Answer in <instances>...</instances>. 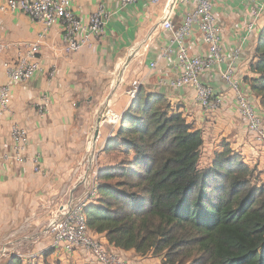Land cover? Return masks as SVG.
<instances>
[{
  "label": "crops",
  "instance_id": "crops-1",
  "mask_svg": "<svg viewBox=\"0 0 264 264\" xmlns=\"http://www.w3.org/2000/svg\"><path fill=\"white\" fill-rule=\"evenodd\" d=\"M173 1L159 0L150 5L138 1L123 6L121 0H72L75 14L85 22L101 6L110 18L102 37L93 38L71 54L63 48L59 25L44 30L42 23L18 11L0 12V35L8 44L6 52L0 55V86L8 81L5 62L16 58L17 48L25 42H40L44 68L29 83L13 88L11 109L0 117V249L9 250V255L0 257V264H9L13 254L38 251L43 253L44 263L102 264L84 249L74 253L54 250L46 229L50 213L74 188L85 187L82 152L89 147L98 155L101 153L97 157L99 169L118 163L105 147L115 138L120 118L132 102L127 91L135 80L148 93L164 94L189 122L203 130L202 163L210 164L215 151L222 150L225 141L234 152H240L247 163L257 166L264 178V146L250 136L237 109L235 93L223 79L227 63L214 65L202 78L223 97L214 114L202 110L195 88L170 84L179 75L177 53L173 50V34L162 28V20L166 7ZM196 4L197 0H189L180 5L176 23H181L186 12L192 11ZM257 7L263 14L250 33L246 26L252 20V10ZM214 11L224 32V52L232 55L234 48L239 47L242 54L236 62L237 71L243 80L254 77L250 66L264 27V0H216ZM187 44L191 53H208L197 30ZM117 69L123 71L126 87L124 82L108 81ZM108 87L112 88L107 94L110 100L103 98V91L101 94V89ZM104 100L109 101V113H116L119 118L112 121L110 117L108 123H103L97 137L98 110ZM94 102L98 104L92 108ZM94 122V138L88 146V138L92 136L87 133L88 127ZM14 125L28 130L30 144L26 163L13 157L11 130ZM37 163L40 170L35 169ZM98 235L110 252L132 264H161L160 257L115 248L104 235Z\"/></svg>",
  "mask_w": 264,
  "mask_h": 264
},
{
  "label": "trees",
  "instance_id": "trees-1",
  "mask_svg": "<svg viewBox=\"0 0 264 264\" xmlns=\"http://www.w3.org/2000/svg\"><path fill=\"white\" fill-rule=\"evenodd\" d=\"M250 71L244 81L264 111V27ZM136 94L105 147L121 159L98 174L89 229L161 264H264L262 171L225 141L201 166L203 130L164 94Z\"/></svg>",
  "mask_w": 264,
  "mask_h": 264
},
{
  "label": "built area",
  "instance_id": "built-area-1",
  "mask_svg": "<svg viewBox=\"0 0 264 264\" xmlns=\"http://www.w3.org/2000/svg\"><path fill=\"white\" fill-rule=\"evenodd\" d=\"M138 1L147 4H155L159 0H121L123 6H128ZM216 0H197L192 11L186 12L181 23H176V11L182 4L189 0H174L164 11L162 28L173 34L174 51L177 53L178 77L173 79L172 86L195 88L197 102L204 112L214 114L222 104V95L217 94L213 88L204 83L202 78L214 65L227 63L223 71V79L229 89L235 93L237 109L244 119L246 129L250 136L260 145L264 146V111L260 99L251 91L249 85L240 77L236 62L242 54L239 47L234 48L232 55L224 52L223 28L218 22L214 11ZM18 11L44 25V30H50L52 26L61 27L63 48L66 53L71 54L89 44L93 38L103 36L110 15L101 6L92 13L88 22L76 15L72 0H0V12ZM263 11L260 7L252 10V20L248 22L246 29L253 32L255 22L261 17ZM202 35L203 42L207 45V54L191 53L187 40L194 31ZM8 48L4 37L0 35V55ZM41 55L40 42H25L17 48L16 58L5 62L7 70V83L0 86V117L10 111L13 97L12 91L17 84H27L33 76L44 70ZM155 65V64H153ZM51 72V74H53ZM140 87L139 81H133L127 91L132 98L137 95ZM109 113V112H108ZM107 113V114H108ZM106 114V115H107ZM110 118V117H108ZM13 157L20 163H26V153L30 144L28 130L22 126L14 125L11 130ZM94 137H89V144L92 145ZM89 145V146H90ZM93 152L92 148L87 152ZM84 159L83 168L86 171L82 182L84 188L80 191L74 188L68 197L61 202L57 208L50 213V220L47 225V234L51 237V248L62 250L66 253H74L78 249L88 251L95 261L102 264H132L129 260L110 252L100 236L94 234L88 226L87 208L96 203L99 198V172L97 166V155L89 154ZM40 170V163L35 165ZM79 192V193H78ZM9 255L5 247L0 249V257ZM24 264H43V253L30 252L18 253Z\"/></svg>",
  "mask_w": 264,
  "mask_h": 264
},
{
  "label": "rangeland",
  "instance_id": "rangeland-1",
  "mask_svg": "<svg viewBox=\"0 0 264 264\" xmlns=\"http://www.w3.org/2000/svg\"><path fill=\"white\" fill-rule=\"evenodd\" d=\"M111 78H112V80H111ZM109 80L108 81H115L116 83H123L124 82V77H123V71L122 72H120V70L119 69H117L116 70V72L115 73H113V77H109L108 78ZM123 86H127V83H123ZM129 86V85H128ZM112 88L114 89V87L112 86ZM112 88H106V89H101V94H102V91L104 92V95L105 96H103V98H105V97H109V96H107V94L108 93H111L112 92ZM108 100H110V97H109V99ZM104 101H106L104 104H102L101 106H100V110H98V114L100 115V119H101V125L103 124V123H108V117H107V113L109 112V101H107V100H104ZM108 103V104H107ZM96 104H98V103H96V102H94V104H93V106H92V108H94L95 106H96ZM95 127H96V123L94 122V124L93 123H91L90 124V127H88L89 129H88V132L87 133H90V135H92L91 137H94V135H93V131L95 130ZM84 141L86 142L87 140H86V138L84 139ZM87 143H89V141L87 142ZM90 144H88V146H89ZM92 151H93V149H92ZM89 154H93V155H97V157L101 154V153H99V155H98V152L96 153V151L94 152H90V151H88L87 152V149L85 150V152H82L81 154H80V157H84V159L86 158V157H88L89 158ZM104 155V154H103ZM110 156H112L113 158H117L118 160L119 159H121V158H119V157H117L116 155L114 156L113 154H109ZM98 160V158L96 159V161ZM206 163L205 162H203L202 163V165L201 166H204ZM78 189H80V188H78ZM80 191V190H79ZM79 193V192H78Z\"/></svg>",
  "mask_w": 264,
  "mask_h": 264
},
{
  "label": "bare ground",
  "instance_id": "bare-ground-1",
  "mask_svg": "<svg viewBox=\"0 0 264 264\" xmlns=\"http://www.w3.org/2000/svg\"><path fill=\"white\" fill-rule=\"evenodd\" d=\"M114 114H116V113H114ZM113 113H108L107 114V117H111L110 119L112 120V121H118V118H119V115H114ZM112 118H114V119H112ZM97 138V137H96Z\"/></svg>",
  "mask_w": 264,
  "mask_h": 264
},
{
  "label": "water",
  "instance_id": "water-1",
  "mask_svg": "<svg viewBox=\"0 0 264 264\" xmlns=\"http://www.w3.org/2000/svg\"><path fill=\"white\" fill-rule=\"evenodd\" d=\"M100 126H101V119H98V126H97L96 131H95V136H97V137H98V134H99Z\"/></svg>",
  "mask_w": 264,
  "mask_h": 264
}]
</instances>
